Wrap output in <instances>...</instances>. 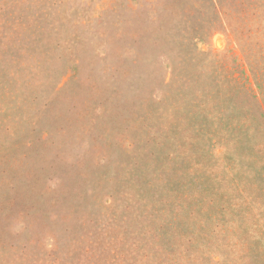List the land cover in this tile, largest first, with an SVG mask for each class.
<instances>
[{"label":"rangeland","instance_id":"rangeland-1","mask_svg":"<svg viewBox=\"0 0 264 264\" xmlns=\"http://www.w3.org/2000/svg\"><path fill=\"white\" fill-rule=\"evenodd\" d=\"M0 264H264V0H0Z\"/></svg>","mask_w":264,"mask_h":264}]
</instances>
